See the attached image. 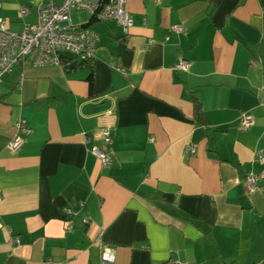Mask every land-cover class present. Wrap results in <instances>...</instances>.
<instances>
[{"label": "crops", "instance_id": "1", "mask_svg": "<svg viewBox=\"0 0 264 264\" xmlns=\"http://www.w3.org/2000/svg\"><path fill=\"white\" fill-rule=\"evenodd\" d=\"M30 1L41 0H1L10 29L37 22L35 7L20 17ZM127 10L128 34L74 12L98 35L90 64L66 54L0 83V264H99L102 245L112 264H264V0ZM180 57L188 71L174 68ZM19 119L32 132L12 152ZM251 172L261 178L247 194Z\"/></svg>", "mask_w": 264, "mask_h": 264}, {"label": "built area", "instance_id": "2", "mask_svg": "<svg viewBox=\"0 0 264 264\" xmlns=\"http://www.w3.org/2000/svg\"><path fill=\"white\" fill-rule=\"evenodd\" d=\"M128 0H41L30 1L21 6L20 17H27L31 8L37 10V22L25 23L21 30H12L8 27L2 15V2L0 0V83L15 67L23 69L34 66H62L66 54L72 55L77 62L89 63L95 57L98 44V35L84 24H77L72 20L74 12H87L98 21H114L128 34L134 21L127 10ZM164 0H156L162 3ZM176 33L183 32V26L174 25L171 28ZM169 37H167V40ZM67 59V58H65ZM191 62L182 57L175 63L177 70L188 71ZM254 125V118L249 113H243L240 126L249 129ZM17 134L9 143L12 152H18L24 144V136L31 134L32 130L24 119L17 120L15 124ZM105 147L113 144L111 129L106 127L100 131ZM195 148L190 146L186 153H195ZM91 152L98 156L104 165L112 162L110 152L97 145H93ZM259 161L264 164V151L259 156ZM261 175L249 173L245 179L247 194L257 189ZM3 199L0 191V202ZM71 213L70 209H67ZM83 223H89L86 217ZM68 229H72L70 225ZM114 257L111 249L106 245L101 247V263L112 264ZM173 264H188L173 260Z\"/></svg>", "mask_w": 264, "mask_h": 264}, {"label": "trees", "instance_id": "3", "mask_svg": "<svg viewBox=\"0 0 264 264\" xmlns=\"http://www.w3.org/2000/svg\"><path fill=\"white\" fill-rule=\"evenodd\" d=\"M84 26H87L86 24ZM89 63H85V64H90ZM89 85H90V89H93V85H94V81H93V71L91 72L90 76H89ZM195 109H196V117L198 119L199 122L203 121V115H202V109L201 106L198 102L195 103Z\"/></svg>", "mask_w": 264, "mask_h": 264}, {"label": "rangeland", "instance_id": "4", "mask_svg": "<svg viewBox=\"0 0 264 264\" xmlns=\"http://www.w3.org/2000/svg\"><path fill=\"white\" fill-rule=\"evenodd\" d=\"M85 14H80L79 17L74 13L73 14V21H75V23L80 24L81 22L85 21Z\"/></svg>", "mask_w": 264, "mask_h": 264}, {"label": "water", "instance_id": "5", "mask_svg": "<svg viewBox=\"0 0 264 264\" xmlns=\"http://www.w3.org/2000/svg\"><path fill=\"white\" fill-rule=\"evenodd\" d=\"M62 58L65 59L66 57L65 56H62ZM76 65H77V63L76 62H73L71 66H76Z\"/></svg>", "mask_w": 264, "mask_h": 264}]
</instances>
